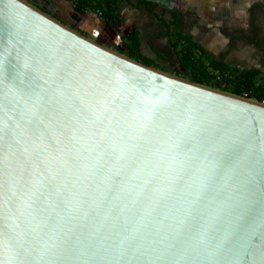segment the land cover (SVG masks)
Segmentation results:
<instances>
[{
  "label": "water",
  "instance_id": "95a60500",
  "mask_svg": "<svg viewBox=\"0 0 264 264\" xmlns=\"http://www.w3.org/2000/svg\"><path fill=\"white\" fill-rule=\"evenodd\" d=\"M0 264H264V102L0 0Z\"/></svg>",
  "mask_w": 264,
  "mask_h": 264
},
{
  "label": "crops",
  "instance_id": "0c3cea01",
  "mask_svg": "<svg viewBox=\"0 0 264 264\" xmlns=\"http://www.w3.org/2000/svg\"><path fill=\"white\" fill-rule=\"evenodd\" d=\"M28 1L68 25L65 20L69 19L74 24L71 27L124 54L128 50L127 36L137 27L140 33L138 51L152 64L159 60L169 65L168 53H175L168 38L161 36L163 25L152 23L145 8H135L127 1L119 5L122 22L115 30L93 10L77 11L71 0ZM151 1L160 4L159 11L168 22L172 20L171 10L179 11L181 24L193 33L211 56L238 69H257L256 80L264 81V0ZM125 23L128 26L121 33L120 26ZM165 71L177 72L173 69Z\"/></svg>",
  "mask_w": 264,
  "mask_h": 264
},
{
  "label": "trees",
  "instance_id": "16d2710c",
  "mask_svg": "<svg viewBox=\"0 0 264 264\" xmlns=\"http://www.w3.org/2000/svg\"><path fill=\"white\" fill-rule=\"evenodd\" d=\"M74 8L79 12L93 10L106 20L115 30L122 22L119 5L123 1L129 2L135 8H145L149 12L151 22L162 24L161 36L168 38L169 44L174 49L184 70V76L202 83L214 86L213 70L229 71L232 76L224 78V83L219 88L264 102V84L257 83L259 70L238 69L211 56L206 48L195 39L190 30L184 28L179 21V11L171 10L172 20L166 21L161 15L160 4L151 0H71ZM86 34L85 32H82ZM87 35V34H86ZM127 55L143 63L152 65V61L141 54L140 33L137 27L129 32Z\"/></svg>",
  "mask_w": 264,
  "mask_h": 264
},
{
  "label": "rangeland",
  "instance_id": "374dc122",
  "mask_svg": "<svg viewBox=\"0 0 264 264\" xmlns=\"http://www.w3.org/2000/svg\"><path fill=\"white\" fill-rule=\"evenodd\" d=\"M65 21L67 23H69V25L74 26V24L71 23L69 19H67ZM127 26H128V23H125L124 25H121L119 31L121 33H123L126 30ZM167 57L170 59V64L169 65H167V64L164 65V63H162L159 60H158V62H154L155 64H153V65H156L158 67H161L162 69L169 70V71H172V69L176 70L177 72H170V73H174V74H177V75L184 76V74H180V71H182L183 68L180 66V63L178 62V57L175 55V53L174 52L173 53H168ZM156 66H154V67H156ZM185 78H187V77H185ZM223 83H224V78L222 76H220L218 74H215V76H214V74H213V80H212V84L214 85L213 87L219 88V86H222ZM257 83L264 84V81L257 80Z\"/></svg>",
  "mask_w": 264,
  "mask_h": 264
},
{
  "label": "built area",
  "instance_id": "2783aa9c",
  "mask_svg": "<svg viewBox=\"0 0 264 264\" xmlns=\"http://www.w3.org/2000/svg\"><path fill=\"white\" fill-rule=\"evenodd\" d=\"M213 74H214V76H215V74H218V75L222 76L223 78L232 76L231 72H229V71L223 72L219 69L213 70Z\"/></svg>",
  "mask_w": 264,
  "mask_h": 264
}]
</instances>
